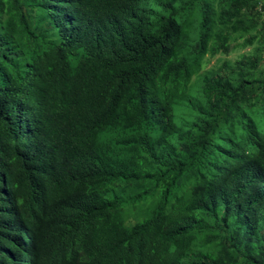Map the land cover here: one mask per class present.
<instances>
[{"label": "trees", "instance_id": "16d2710c", "mask_svg": "<svg viewBox=\"0 0 264 264\" xmlns=\"http://www.w3.org/2000/svg\"><path fill=\"white\" fill-rule=\"evenodd\" d=\"M239 2L0 0V264H264V76L191 82Z\"/></svg>", "mask_w": 264, "mask_h": 264}, {"label": "rangeland", "instance_id": "374dc122", "mask_svg": "<svg viewBox=\"0 0 264 264\" xmlns=\"http://www.w3.org/2000/svg\"><path fill=\"white\" fill-rule=\"evenodd\" d=\"M250 0H240L238 15H232V17L226 20V25L223 28L222 33L227 37V41L234 45L233 49L228 53L219 52L215 55L207 54L203 58V63L200 71L194 75L191 79L193 87L198 89L201 87V83H207L209 78L215 79L217 71H229L228 63L234 65L236 61H243L245 68L248 69L250 76L260 80L264 74V37L262 38L259 33V28L262 26L264 30V16L260 13L259 23L256 24L254 29H248L247 23L237 24L240 20V15L246 10ZM217 5V3H215ZM254 17L256 14L252 13ZM260 35V36H259ZM246 42L244 46H239ZM257 62V67L250 66L251 62ZM256 88L258 82L255 83ZM127 222H133V216L127 217Z\"/></svg>", "mask_w": 264, "mask_h": 264}, {"label": "built area", "instance_id": "2783aa9c", "mask_svg": "<svg viewBox=\"0 0 264 264\" xmlns=\"http://www.w3.org/2000/svg\"><path fill=\"white\" fill-rule=\"evenodd\" d=\"M259 6H260V8L263 6V8H264V2H261L260 0H259ZM264 10V9H263Z\"/></svg>", "mask_w": 264, "mask_h": 264}, {"label": "crops", "instance_id": "0c3cea01", "mask_svg": "<svg viewBox=\"0 0 264 264\" xmlns=\"http://www.w3.org/2000/svg\"><path fill=\"white\" fill-rule=\"evenodd\" d=\"M261 2H264V0H260Z\"/></svg>", "mask_w": 264, "mask_h": 264}]
</instances>
